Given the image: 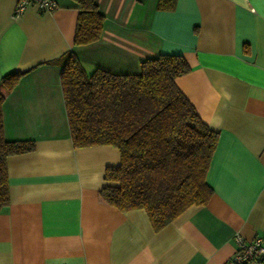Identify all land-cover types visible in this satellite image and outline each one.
<instances>
[{
  "label": "crops",
  "instance_id": "obj_1",
  "mask_svg": "<svg viewBox=\"0 0 264 264\" xmlns=\"http://www.w3.org/2000/svg\"><path fill=\"white\" fill-rule=\"evenodd\" d=\"M56 2L14 15L17 0H0V77L24 71L2 104L3 133L34 141L6 159L0 264H223L236 234L264 239V0H96L102 29L85 44L73 43L77 9ZM68 51L86 73L185 58L190 70L174 81L218 132L206 204L154 230L144 209L100 199L119 151L72 145L60 83Z\"/></svg>",
  "mask_w": 264,
  "mask_h": 264
},
{
  "label": "trees",
  "instance_id": "obj_2",
  "mask_svg": "<svg viewBox=\"0 0 264 264\" xmlns=\"http://www.w3.org/2000/svg\"><path fill=\"white\" fill-rule=\"evenodd\" d=\"M70 2L77 9L73 43L97 39L103 15L96 0ZM189 70L185 58L174 53L147 57L136 72L97 67L86 73L72 51L61 64L72 145L110 144L119 151V165L105 169L100 199L120 210L144 209L154 230L212 195L206 173L218 132L174 81ZM23 73L12 70L0 77V210L9 200L7 157L34 148L33 140H7L3 133L2 104Z\"/></svg>",
  "mask_w": 264,
  "mask_h": 264
},
{
  "label": "built area",
  "instance_id": "obj_3",
  "mask_svg": "<svg viewBox=\"0 0 264 264\" xmlns=\"http://www.w3.org/2000/svg\"><path fill=\"white\" fill-rule=\"evenodd\" d=\"M29 4H35L40 11L51 10L57 6L56 0H17L14 15L20 14ZM236 249L223 264H264L257 257L264 254V239L256 236L250 240L236 234Z\"/></svg>",
  "mask_w": 264,
  "mask_h": 264
},
{
  "label": "water",
  "instance_id": "obj_4",
  "mask_svg": "<svg viewBox=\"0 0 264 264\" xmlns=\"http://www.w3.org/2000/svg\"><path fill=\"white\" fill-rule=\"evenodd\" d=\"M257 260H264V254L257 257Z\"/></svg>",
  "mask_w": 264,
  "mask_h": 264
}]
</instances>
